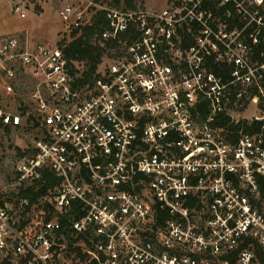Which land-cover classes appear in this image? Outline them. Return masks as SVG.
I'll use <instances>...</instances> for the list:
<instances>
[{
	"label": "built area",
	"instance_id": "1",
	"mask_svg": "<svg viewBox=\"0 0 264 264\" xmlns=\"http://www.w3.org/2000/svg\"><path fill=\"white\" fill-rule=\"evenodd\" d=\"M168 3L65 5L66 38L103 12L100 41L119 45L84 84L58 44L0 42V95L18 94L21 73L34 81L18 113L0 109L3 128L37 132L18 183L60 179L50 220L26 219L23 199L21 229L0 204L12 264H71V250L85 264H264V136L217 127L264 122V0ZM252 107L263 115L246 118Z\"/></svg>",
	"mask_w": 264,
	"mask_h": 264
},
{
	"label": "rangeland",
	"instance_id": "2",
	"mask_svg": "<svg viewBox=\"0 0 264 264\" xmlns=\"http://www.w3.org/2000/svg\"><path fill=\"white\" fill-rule=\"evenodd\" d=\"M111 7H126L123 0L116 6L115 0H104ZM88 0H0V42L4 37H15L20 39L25 45L26 38L34 43H43L55 47L67 34V27L64 24L61 11L67 4H75L85 7ZM137 8L159 12L169 5L168 0H135ZM20 8L25 13V17L17 11ZM113 50L109 51L105 59V66L110 62ZM110 56V57H108ZM103 66V67H105ZM34 87V81L29 72L21 73L17 85L20 96L0 95L1 106L13 113H18L23 104L28 103L30 93ZM1 92V90H0ZM263 115L262 110L252 107L245 115L246 118ZM244 115L238 118L242 119ZM34 128H10V130L0 129V204H7L16 222L27 218L37 217L41 213L39 206H34L30 211L23 214L21 199L19 198L20 185L17 179V166L23 157L19 150L25 151L31 148L36 138ZM82 244V243H80ZM77 243V245H80ZM83 243L81 246H83ZM87 250L89 247L84 246ZM4 254H0V262ZM79 255L71 250L68 262L71 264H85L86 259H79Z\"/></svg>",
	"mask_w": 264,
	"mask_h": 264
},
{
	"label": "trees",
	"instance_id": "3",
	"mask_svg": "<svg viewBox=\"0 0 264 264\" xmlns=\"http://www.w3.org/2000/svg\"><path fill=\"white\" fill-rule=\"evenodd\" d=\"M123 0H115V5L119 6ZM127 8H136L137 5L134 3L135 0H124ZM205 8L212 10L215 12V6L212 3L205 4ZM109 27L108 20L103 12L96 15L93 19V23L89 26L84 27L83 29H78L73 31L71 35V40L68 38H64L58 43V47L62 49L65 57L70 62L78 63L79 66L82 67L83 75L80 81L81 84H84L90 80H92L101 65L103 58L108 55L109 50L113 48H118V44H110L103 46L100 41V36L104 30ZM134 35V31L128 32L122 36L123 39L128 37H132ZM209 69L214 72H220V68L217 64L213 62V60H208L207 63ZM74 66V65H73ZM74 72H77L75 66L73 67ZM221 72L227 77L229 69L226 67L221 70ZM2 108L0 103V109ZM226 119H222L219 124H217L218 128L228 129L232 132H238L243 130L246 133L256 135L263 134L264 136V122L263 121H253L247 122L242 121L238 124H232L228 127L225 126ZM0 129L2 130H10L9 127L3 128L0 123ZM20 155L24 157L28 150L21 151L19 150ZM60 183V179L56 177V175L50 170H46L42 177L32 186H20L19 188V198L21 200L27 199L29 201V205L25 207L26 211H30L34 206H39L46 214H44V218L46 220H50L52 218L51 214H47L49 212L53 213V209L49 202L44 201L45 198L49 195L50 190H52L56 185ZM28 225V222H20L17 226L21 229L25 228ZM80 252V249L77 248ZM81 254V252H80ZM24 263V262H22ZM0 264H12L11 258L3 257Z\"/></svg>",
	"mask_w": 264,
	"mask_h": 264
},
{
	"label": "crops",
	"instance_id": "4",
	"mask_svg": "<svg viewBox=\"0 0 264 264\" xmlns=\"http://www.w3.org/2000/svg\"><path fill=\"white\" fill-rule=\"evenodd\" d=\"M26 38V42L28 43V45L29 46H34V45H36V43H34V42H31V41H28V38L27 37H25ZM38 44V43H37Z\"/></svg>",
	"mask_w": 264,
	"mask_h": 264
}]
</instances>
